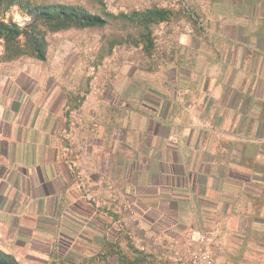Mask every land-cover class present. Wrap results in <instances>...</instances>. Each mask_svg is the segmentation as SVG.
Instances as JSON below:
<instances>
[{"label": "crops", "instance_id": "obj_1", "mask_svg": "<svg viewBox=\"0 0 264 264\" xmlns=\"http://www.w3.org/2000/svg\"><path fill=\"white\" fill-rule=\"evenodd\" d=\"M109 3L166 17L150 39L74 40L1 87L0 253L264 264V0Z\"/></svg>", "mask_w": 264, "mask_h": 264}, {"label": "rangeland", "instance_id": "obj_2", "mask_svg": "<svg viewBox=\"0 0 264 264\" xmlns=\"http://www.w3.org/2000/svg\"><path fill=\"white\" fill-rule=\"evenodd\" d=\"M110 0H15L13 5L0 9V19L19 29H26L29 36H20L17 40L6 43L0 38V90L4 82L16 72L29 69L40 64L36 58L33 42L43 41L45 55H67L72 53L71 43L85 39H150L157 36L156 22L143 24L139 18H131V14L111 17ZM59 5L82 8L89 13L99 15L106 20L102 27L76 28L68 26L56 28L54 23L46 22L38 17L37 8ZM37 9V10H36ZM105 44V42H103Z\"/></svg>", "mask_w": 264, "mask_h": 264}, {"label": "trees", "instance_id": "obj_3", "mask_svg": "<svg viewBox=\"0 0 264 264\" xmlns=\"http://www.w3.org/2000/svg\"><path fill=\"white\" fill-rule=\"evenodd\" d=\"M15 0H0V9H6L8 6L13 5ZM40 10L38 17L49 23H54L56 28L63 29L68 26L76 28H90V27H102L107 22L106 20L96 14H92L83 10L82 8L59 5L54 7L37 8ZM36 9V10H37ZM131 18H139L143 24H151L156 20L165 19V13L158 14L154 11H147L143 14H131ZM29 36L26 29H19L15 25H9L4 23L0 19V38L6 43L17 40L20 36ZM33 48L36 52V58L40 61L44 60L45 54L43 53V41L36 39L33 42ZM0 264H16L9 257L0 253Z\"/></svg>", "mask_w": 264, "mask_h": 264}, {"label": "built area", "instance_id": "obj_4", "mask_svg": "<svg viewBox=\"0 0 264 264\" xmlns=\"http://www.w3.org/2000/svg\"><path fill=\"white\" fill-rule=\"evenodd\" d=\"M205 239H204V237H199L198 238V241H200V242H203ZM201 263H203V264H207L208 263V261H209V253H207V252H204L202 255H201Z\"/></svg>", "mask_w": 264, "mask_h": 264}]
</instances>
